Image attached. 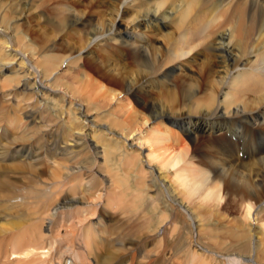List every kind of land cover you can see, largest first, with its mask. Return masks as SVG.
Segmentation results:
<instances>
[{
  "label": "bare ground",
  "instance_id": "obj_1",
  "mask_svg": "<svg viewBox=\"0 0 264 264\" xmlns=\"http://www.w3.org/2000/svg\"><path fill=\"white\" fill-rule=\"evenodd\" d=\"M82 1L54 22L79 37L57 54L0 0L1 90L56 99L70 129L45 146L37 108L0 110V264H264V0H109L97 21ZM25 173L22 189L6 180ZM190 217L211 252L169 247ZM149 237L162 250L140 258Z\"/></svg>",
  "mask_w": 264,
  "mask_h": 264
},
{
  "label": "rangeland",
  "instance_id": "obj_2",
  "mask_svg": "<svg viewBox=\"0 0 264 264\" xmlns=\"http://www.w3.org/2000/svg\"><path fill=\"white\" fill-rule=\"evenodd\" d=\"M26 1L27 0H18V1L12 2L11 0H3V6H4L3 8H8L11 6L10 9H6V10L10 11L11 13H13L15 15V18L13 20H11L10 22H17L19 24V27L16 28V30L19 34H23V35L25 34V35L33 36V37L35 36L37 39V40L35 39V42H36L35 44H37V45L40 44V45H38L39 48H40V46L41 47L43 46V48H46L50 53L59 52L57 54H64V53H66V51L68 52V50H67L68 44L73 45V44L78 43L79 37H78V34L75 33L74 28L67 27V28L63 29V32H61L60 30H58V28H56L54 26V25H56L54 22H59L60 17L66 13L65 9L63 8L64 6H67L71 9L76 7V5L74 4V0H35L34 6L31 5L30 7L25 6ZM93 1L94 0H86V1L83 0L81 3L82 5L80 4L81 5L80 9L85 7L87 9V11H89L88 12L89 16L87 15L88 18L91 17V18L96 20V18L99 19V17H101L102 14H105L106 12L108 13V11L104 8L105 7L104 3H105V1L109 2V0H98L97 2L94 1L95 3ZM122 1L123 2L121 3V9H123L125 7V5L127 4V0H122ZM101 2H102V4H101ZM100 7H103L104 9L100 8ZM1 12L3 14V9L1 10ZM107 18H108V16H107ZM101 19L105 20L102 17H101ZM78 27L82 28L81 26H78ZM47 32H48V34L50 33V40H48V38L46 36ZM151 38H152L151 40H154L152 35H151ZM94 39H95V41H93L92 45H94L97 42L96 37ZM98 39H100V38H98ZM158 39L162 40L161 38H158ZM53 43H55L57 45V46H55L56 48H54V51L51 50V49H53ZM94 52L96 55L97 52L96 51H94ZM187 66H188L187 72L195 74V75L200 74L201 65L199 64L198 61L193 62V63H187ZM63 67L65 70L66 66H63ZM109 68L110 67H105L104 71L112 74L114 71L110 70ZM113 74L115 75V72ZM96 79L106 85V82H104L103 80H101L97 77H96ZM17 91H18L17 95L14 96V92L2 91L0 88V110L2 112H6L7 114L9 112L11 115H15L17 111H19V112L34 111L37 108V110H36L37 116L39 117V119H37V123L41 126V132L40 133L42 134V136L40 135V133H38V135L36 137H39L38 141L40 143L42 141V143H44L45 146H47L49 144L48 140L53 139L52 138L53 134L60 132V133H62V135L63 134L66 135L67 132L70 131V129L67 126H65V124L62 122L61 118L59 117L58 111H59L60 104H61L59 101H57L56 99H54L52 97H42L41 95L32 96L33 94H32V91L30 89L24 90L22 88H18ZM154 93L155 92H153V94ZM139 96H140L139 101L141 103H144V98L142 97L143 98L142 99L141 95H139ZM114 103H115V101H114ZM13 106H14V108H13ZM4 107L6 108L5 110H3ZM10 109H11V111H10ZM1 111H0V113H2ZM12 132L16 133V131H12ZM43 133L46 135V137ZM49 137L51 139H49ZM68 138L70 139V141H68L67 143H62L61 144L62 148H65V146H71V147L74 146V141H72V140H74V138L71 136ZM32 143L36 147H38L37 145H41L40 143L38 144V142H29V143H27V145L28 144L32 145ZM16 145H19V144H15L13 146H16ZM34 145H32V146H34ZM240 155L242 157V155H243L242 152ZM57 156H59V158L63 157L62 154H58ZM56 158L58 159V157H55V159ZM80 160H82V159H79L78 161H80ZM29 161H30L29 159H26L25 163H29ZM73 161L74 160H71L70 162H73ZM78 161L76 159V162L74 161V163H77ZM92 161H94V162L93 163L91 162L90 164H86V166L92 167L93 164L95 163V160L93 159ZM42 162H43L42 167L47 166L46 168H48V167L52 168L53 161L51 159H49L48 157L44 156ZM78 163L80 164L81 162H78ZM112 164L114 166H116L118 164V166H121V168H122V164H121V162H119L118 156L113 160ZM49 170H47L48 173L50 172ZM29 175H30V173H25L22 175L21 178L19 176H17V177L13 176L11 178L8 176L9 179H6V180L8 181V183H10V185L12 184L14 186L13 187L11 185L12 188L22 189L25 186L24 184L31 181L29 179L30 178ZM150 175H152V174H149V176ZM149 179H151V180H149L150 181V183H149L150 188L148 190H151V191H149L150 192L149 195L146 196L147 198L145 199L146 201L143 203V207L149 208V210H150L149 212L153 211L155 213L153 220H155V223L157 224L159 222V219H160V217H158V216H161V213H162L161 211L164 209V207L166 208V206H165L166 204L164 205V203L162 201H160V202H162V203H160L161 205L159 204L160 206H157V208L155 209V206H153L151 194L152 193L153 194L158 193L159 183H158V180L154 176H151ZM132 182H133V180H132ZM132 195H130L129 198H131ZM162 206H163V208H162ZM167 211L171 212L169 214L172 215V212H173L172 210H170V209L168 210V208H167ZM137 212H135V215H133V219H135V221H137V222H142L144 220V218L143 219H139V218L143 217V212H141V211H137ZM102 223H104V222H102ZM182 225L184 226V229H183V234L181 235V239L180 240H179V238H177L175 240L173 239L172 241H170L171 245L169 244V247H171V246H172L171 248L175 247V253L177 251H179L180 249H183L186 245H189L192 240H193V243L198 241L199 244L207 247V251L211 252L209 250L210 247L206 246L207 245L206 241L202 240L200 237L198 238V233L195 229L194 223L191 220V217L188 219V224L183 223ZM122 226L124 228V229H122V234L125 233L124 237H127V234H129V232L131 234L134 233V231L135 230L137 231V228L139 227V226H136L135 227L136 229L133 228L131 230L128 227L125 229V227H126L125 224L124 225L122 224ZM139 230L144 231L146 229H144V226H143ZM162 230H164V226L160 227L158 232L161 233ZM126 231H127V233H126ZM63 232L64 231L61 230V233H63ZM145 232L146 231H144V233ZM146 235H147V232L145 233V236ZM157 235H159V234H157ZM128 236H130V235H128ZM152 238H153V240H151ZM158 238H159V236H158ZM149 239H150V237H149ZM149 239L147 241L148 245L146 243L147 246L144 248H141V250L138 253V257L141 258L142 256L143 257L144 256H150V255L153 256L154 254H156L162 250V248H159V245L156 244L157 239L154 240V237H151L150 241H149ZM187 243H189V244H187ZM201 245H200V247H201ZM169 251H170V248H168V252ZM13 257H14V255L11 254V259ZM43 257H45V256L43 255ZM223 258L227 259L228 257L226 256ZM169 264H174V262L171 261Z\"/></svg>",
  "mask_w": 264,
  "mask_h": 264
}]
</instances>
